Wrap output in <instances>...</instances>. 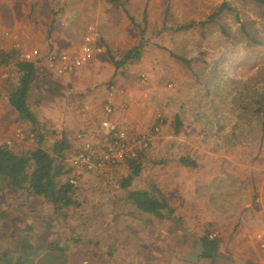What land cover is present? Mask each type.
I'll return each mask as SVG.
<instances>
[{
  "label": "rangeland",
  "instance_id": "374dc122",
  "mask_svg": "<svg viewBox=\"0 0 264 264\" xmlns=\"http://www.w3.org/2000/svg\"><path fill=\"white\" fill-rule=\"evenodd\" d=\"M224 2L243 20H251L247 31L252 41L228 12L205 27L181 29L206 21ZM24 10L31 11L25 14ZM261 11L260 5L245 0H18V20L26 16L29 20L22 22L35 25L39 43L12 39L8 52L18 60L21 52L39 51L35 60L41 63L38 87L31 102L48 135L47 142L58 138L57 132H65L69 139L76 133L72 125L55 123L58 114L65 113L61 107L67 100L52 91L55 84L47 75L50 69L46 59L51 53L80 52L85 36L93 32L103 48L102 55L113 67L111 82L116 81L117 92L124 97L128 91L137 94L133 108L123 103L126 110H133L127 121L132 127L130 136L133 140L143 134L152 136L150 147L142 151V175L133 179L128 190H148L164 181L162 186L169 192L175 218L146 222L129 212L135 222L131 225L133 232L118 235L101 232L107 227L99 231L103 221L92 222L89 230L77 225L79 232H75L71 221L74 218L78 223L80 218L69 214L68 220L53 221L52 232H18V191H4L0 194V258L7 254L18 263L20 254L23 258L18 241L32 234L39 238V251L25 257L22 264H91L95 260L99 264H198L203 260L199 256L200 239L209 232L221 242L220 256L215 260L242 261L243 255L249 254L246 247L256 242L255 235L264 226L263 204L257 202L264 198V119L258 112L264 105ZM6 36L10 37L9 32ZM141 44L144 49L140 61L116 70L112 58L122 60ZM14 64L0 62L7 74L0 79V143L10 141L17 148H35L38 138L32 143L18 142V117L6 108L10 89L17 81ZM97 66L102 73H108V67L112 69L102 63ZM160 120V132L153 134ZM10 123L15 131L4 132V125ZM23 125L27 128L19 130L34 133L29 124ZM87 142L91 141L85 139L84 144ZM75 152L76 147L69 161ZM181 157L194 160L198 167L184 168L177 181L165 180L168 163L180 166ZM114 169L117 172L110 176L79 175L77 196L119 200L116 208L127 212V190L119 185L130 171L127 163ZM86 179V186L91 180L103 186L85 188ZM117 245L123 246L125 261L116 260L115 253L108 249Z\"/></svg>",
  "mask_w": 264,
  "mask_h": 264
},
{
  "label": "crops",
  "instance_id": "0c3cea01",
  "mask_svg": "<svg viewBox=\"0 0 264 264\" xmlns=\"http://www.w3.org/2000/svg\"><path fill=\"white\" fill-rule=\"evenodd\" d=\"M30 11L24 10L23 12L27 14ZM23 19L24 21L29 20L28 18H26V16H24ZM22 20H18V0H0V62L1 63L3 62V57L6 54L12 53V52H8L10 51V45L12 39L16 40L18 38H21L23 42L32 45H34L35 43H39V38L34 34V29L36 28L35 25H33L31 22L30 23L22 22ZM8 32L10 34V37L6 36ZM56 53L60 54V53H68V52L62 51ZM76 53H69V54H76ZM102 54L96 56L94 61L84 64L83 67L77 69L75 72L72 73L59 74L55 71L47 70L48 71L47 75L49 76V79H51L52 83L54 82L55 84V86H53L54 89L52 91L55 93H59L58 96L61 95L63 99L66 97L67 100L63 103V106L61 107L64 108L63 110L65 113L58 114V116L56 115L57 119H55V123L59 125L58 123L62 124L65 122L64 123L65 125H72L73 127L72 130L76 133L77 136L76 135L73 136V138L70 140L71 143H73L72 144L73 149L74 147H76L77 151L83 147L85 139L91 141L94 144V146L97 147V150L102 151L106 148L110 136L107 133V131L101 127V122L106 118V115L103 112V106H104L103 104L105 103L107 99V95L112 90V88L115 90V113L109 119H111L112 122L116 123L120 128L123 127L122 129H125L127 131H130V129L132 128L129 127L130 125H128L127 121L129 120V116L130 117L132 116L133 110H126L125 109L126 105L124 106L123 103L126 101V103L132 105L133 108L135 96H137V94H133V93L130 94V91H128L126 93L125 96L126 98H125L120 92H117V90L114 87V82L116 81L111 82V79L114 75L113 67L111 66L110 63H108L109 61ZM99 63L106 64L107 66H110L112 68L110 69L108 67L107 70L109 74L102 73L100 69L98 70L97 64ZM104 83L107 84L103 86ZM2 86L3 83L0 82V91ZM64 93L66 94V96H64ZM0 103H3V101L0 100ZM33 106L34 103L32 104V108ZM6 108H8L9 110L10 107H8V105L6 104ZM0 112H2L1 104H0ZM120 118L122 120L124 119L123 122L120 120ZM126 126L129 128H127ZM20 127L27 128V126L23 125L18 120V131ZM14 128L16 127L13 125V123H10V125L5 124L3 131L4 132L10 131L12 133L15 131V130L13 131ZM81 130L83 132H81ZM79 132H81V135H79ZM82 137L84 138L82 139ZM75 154L76 152L74 153V155ZM68 162L70 164V161ZM184 168H188V167L186 166L184 167V165L179 166V164H174L173 162L168 163V165L165 168L166 169L165 180L172 179L174 181H177V179L180 178L179 175L184 172ZM115 172H117L116 169L108 168L107 170L97 174L80 172L79 175H81V177L82 174L83 176H91V175L101 176L105 173H108L110 176L113 175ZM87 179H89V177ZM87 179L83 183V185H85V188L88 187L90 189L92 187L91 189H95L96 187L99 188L103 186V184L100 183L94 184V180H91L90 185L86 186L88 181ZM163 184L164 181H162V184L160 183L161 186L159 188L162 189L164 193L166 192L165 195L169 198L170 204L172 205L171 198L169 197V195H167L169 194V192H167V190L162 186ZM77 197L78 196L76 195V201L78 203L77 207H70L66 211L58 212L54 210L53 205L50 204L46 199L30 195L25 191L18 192V232H32L33 234H36V232H52L51 224L53 223V221L56 220L57 218L60 219L61 221L67 218L69 219V217H67L69 214L79 215L78 218L80 219H78V223H76L77 221L73 222L74 218L71 221V224L73 225V227H75V229H73V231L75 232H79L76 229L77 225H80V227L84 228V230L85 229L89 230V228L92 227L91 225L92 222L98 223L99 221H103L104 224V226L98 228L99 231L102 230V227L103 228L107 227V230L105 231L102 230L101 232H116L118 235H120L121 232H126V233L133 232L131 229V225H133V223L135 222L133 218L130 217L129 212L134 214L135 208L128 201L127 202L130 204V206L127 203V207H128L126 210L127 212H123L121 207L119 209L116 208L117 202L119 200L114 201L111 198H109L110 200L109 199L107 200L105 197L93 198V199H91L90 197L86 199L84 196L78 198ZM257 202L262 203L263 204L262 207L264 208L263 197L260 198ZM126 233L124 235H127ZM23 237L28 238L34 247L39 248L40 244H39L38 236H33L31 234V238H29L28 235L26 234ZM22 239L23 238H21V240L18 241V245L20 246ZM112 239H114V236ZM101 245L102 243H100V246ZM252 245L254 247H252ZM103 248L104 246H102V249ZM108 249H110L111 253H115L114 258L116 260L125 261L127 259V257L123 255V253L125 252L123 246L121 247L119 245L110 246ZM241 250L243 252L247 250L246 252L249 254L248 255L246 254L247 256L244 254L242 258L243 260L240 262H233V261L221 262L212 259L215 261H212V263L209 262L207 263L208 260L203 259L198 264H203V263L204 264H264V255L259 250V247L257 246L256 242L254 243L253 241L252 244L246 247V250L243 248H241ZM218 256H220V252ZM99 257L100 256H97L96 258ZM124 257H126V259H124ZM91 258L94 257L91 256ZM97 261L98 260H95V262H91V264H99L97 263Z\"/></svg>",
  "mask_w": 264,
  "mask_h": 264
},
{
  "label": "trees",
  "instance_id": "16d2710c",
  "mask_svg": "<svg viewBox=\"0 0 264 264\" xmlns=\"http://www.w3.org/2000/svg\"><path fill=\"white\" fill-rule=\"evenodd\" d=\"M245 1L256 3L262 7L261 15L258 17L264 21V0ZM225 12L235 16L234 23L241 25V32L252 41L253 38L249 36L247 31V26L251 20L245 18L243 20L241 14L228 2H224L218 7L206 21L198 24L191 23L181 27V29L205 27L208 23L215 22ZM222 31L229 35L227 29L222 28ZM143 49L144 46L141 44L128 51L122 60L112 58L116 70L121 69L127 63L140 61ZM9 62H15L17 73L16 84L12 85L9 92V107L22 124L26 123L32 127V131L36 133L38 140L35 148L23 145L17 148L7 142L0 143V194L4 191H25L30 195L46 199L58 212L66 211L70 207H77L78 187L70 183L72 168L68 162L73 152L71 140L65 132H57L59 137L52 143H48V135L32 108L31 98L38 87L37 80L41 63L39 60L33 62L17 60L13 53L3 57L2 63L8 64ZM258 112L264 119V105L258 108ZM127 134L130 139H133L128 131ZM95 148L97 150V147ZM144 159L145 155L141 151L136 159L127 162L130 173L121 180L119 187L122 190H127L126 200L135 208V214L142 219L145 218L146 222L152 219L158 222L174 219V207L157 185H151L148 190H128L132 186L133 179L142 175ZM180 163L191 169L198 167L194 160L187 157H181ZM200 242L201 252L199 256L201 259L212 260L218 257L221 242L216 237L205 232ZM38 251L39 248L34 247L28 238L23 237L19 248V252L23 253V258L20 254L17 263L8 258L7 254H4L0 258V264H22L25 257L34 255Z\"/></svg>",
  "mask_w": 264,
  "mask_h": 264
},
{
  "label": "built area",
  "instance_id": "2783aa9c",
  "mask_svg": "<svg viewBox=\"0 0 264 264\" xmlns=\"http://www.w3.org/2000/svg\"><path fill=\"white\" fill-rule=\"evenodd\" d=\"M102 52L103 48L101 44L97 42V34L91 32L85 36L84 43L79 53H51L48 55L46 62L51 71H55L59 74L72 73L83 67L84 64L94 61L96 56L102 54ZM38 55V50L21 52L18 56V60L33 62L37 59ZM5 78H7V74L3 72V68L0 66V79ZM103 112L106 118L102 120L101 127L107 131L110 139L106 148L102 151L95 150L94 144L87 142L84 144L83 148L73 156L70 160L72 168L70 183L74 186L78 183L80 172H87L90 174L101 173L108 168H114L136 159L140 151L150 147L152 141L151 135L143 134L137 138V140L130 139L126 130L120 128L109 119L115 113V90L113 88L107 95V99L103 106ZM161 122L162 120L158 122L159 125L155 126L153 134L160 132ZM15 137L20 142L28 141L30 143L34 142L37 138L34 133H24L21 130L16 133ZM8 144H11V142L9 141ZM262 222L264 223V215L262 217ZM255 240L259 250L264 255V226L256 233ZM77 264H88V261Z\"/></svg>",
  "mask_w": 264,
  "mask_h": 264
}]
</instances>
